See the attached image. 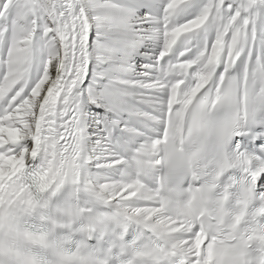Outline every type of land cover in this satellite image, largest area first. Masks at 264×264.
Listing matches in <instances>:
<instances>
[{
    "label": "snow or ice",
    "instance_id": "6c2138e0",
    "mask_svg": "<svg viewBox=\"0 0 264 264\" xmlns=\"http://www.w3.org/2000/svg\"><path fill=\"white\" fill-rule=\"evenodd\" d=\"M0 264H264V0H0Z\"/></svg>",
    "mask_w": 264,
    "mask_h": 264
}]
</instances>
